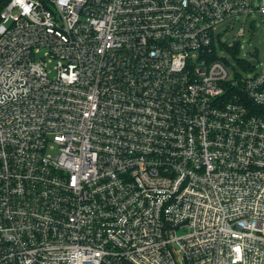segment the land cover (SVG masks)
Instances as JSON below:
<instances>
[{
	"label": "built area",
	"instance_id": "built-area-1",
	"mask_svg": "<svg viewBox=\"0 0 264 264\" xmlns=\"http://www.w3.org/2000/svg\"><path fill=\"white\" fill-rule=\"evenodd\" d=\"M3 1L0 264H264V0Z\"/></svg>",
	"mask_w": 264,
	"mask_h": 264
},
{
	"label": "rangeland",
	"instance_id": "rangeland-1",
	"mask_svg": "<svg viewBox=\"0 0 264 264\" xmlns=\"http://www.w3.org/2000/svg\"><path fill=\"white\" fill-rule=\"evenodd\" d=\"M244 27V34L239 36ZM223 44L219 47L220 57H226L237 71L254 72L252 66L264 63V13H254L247 17L233 18L221 23L216 30ZM244 63V64H241Z\"/></svg>",
	"mask_w": 264,
	"mask_h": 264
},
{
	"label": "trees",
	"instance_id": "trees-1",
	"mask_svg": "<svg viewBox=\"0 0 264 264\" xmlns=\"http://www.w3.org/2000/svg\"><path fill=\"white\" fill-rule=\"evenodd\" d=\"M3 2H4L3 0H0V13H1L3 6H4ZM241 64H244V63H241Z\"/></svg>",
	"mask_w": 264,
	"mask_h": 264
}]
</instances>
